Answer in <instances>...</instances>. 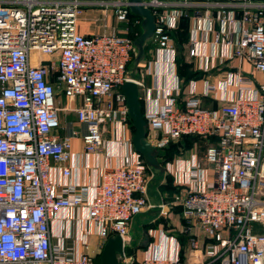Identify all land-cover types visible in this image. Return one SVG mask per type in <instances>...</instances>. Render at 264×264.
<instances>
[{"label":"built area","instance_id":"obj_1","mask_svg":"<svg viewBox=\"0 0 264 264\" xmlns=\"http://www.w3.org/2000/svg\"><path fill=\"white\" fill-rule=\"evenodd\" d=\"M142 4L154 16L155 51L168 53L173 66L177 52L171 32L188 19L186 57L207 76L198 91L196 79L183 84L177 75L163 89L162 103L143 112L146 139L155 151L183 135L212 139L202 158L192 154L165 165L175 183L187 187L184 196L174 198L184 218L210 240L203 264H264V83L254 86L241 69L227 71L218 84L208 78L233 60L264 74V0ZM86 9L109 10L122 29L81 34L78 20ZM130 12L127 0H0V264H100L88 252L52 242L50 224L60 210L84 206L101 245L117 234L125 248L133 216L166 206L147 202V169L134 149L126 164L103 167L89 197L73 184L58 191L51 174L55 165L63 177L71 173L66 164L77 131L61 122V111L74 112L84 126L87 154L103 148L105 126L129 124L121 86L134 80L128 72L136 49L129 24L141 22ZM230 86L238 88L237 95L228 94ZM202 96L218 98L220 105L203 107ZM126 144L132 147L131 140ZM149 235L155 237V230ZM159 237L173 242L171 253L148 250L140 264H179L176 238L163 230ZM189 246L197 248V239ZM120 260L133 263L125 252Z\"/></svg>","mask_w":264,"mask_h":264},{"label":"crops","instance_id":"obj_2","mask_svg":"<svg viewBox=\"0 0 264 264\" xmlns=\"http://www.w3.org/2000/svg\"><path fill=\"white\" fill-rule=\"evenodd\" d=\"M188 20V19H187ZM180 24V22H179ZM132 25H139L134 24ZM105 26V28H103ZM123 25L117 23L109 10L104 9H86L82 12L78 20V31L81 34H93L107 31L110 28L122 29ZM179 27V26H178ZM130 29V28H129ZM176 30V29H175ZM174 31V30H173ZM172 31V32H173ZM190 24L188 21L186 40L183 42L182 47L185 56L184 61L190 65L189 70L192 73L198 75L190 79H196V85L198 91L202 88V79L207 76L197 70L196 61L186 57V50L188 46ZM171 32V33H172ZM172 36V35H171ZM173 38V36H172ZM174 41V39H173ZM175 44V41H174ZM176 52L177 48L175 46ZM149 59L147 66L143 69V74L139 81L142 82L143 88L139 89V95L142 102L143 112L147 109L154 107L157 103H162L160 95L164 93L163 89L172 86L175 83V78L178 75L177 64L174 66L168 62V53L156 52L152 47L149 52ZM34 64H38L40 56L37 52H33ZM47 55L41 56V59L46 60ZM241 69L245 75L249 76L253 80V85L264 83V74L260 72H251L250 65L245 61L233 60L224 67H219L213 70L208 78L212 83L218 84L219 81L225 79L227 71ZM179 77V76H178ZM180 80H182L179 77ZM189 79V80H190ZM188 80V81H189ZM187 81V82H188ZM186 82V83H187ZM157 90H159V98ZM187 87H183L179 94V104H183L187 98ZM221 93L218 91L217 95ZM228 94L237 95L238 88L236 86H230L228 88ZM59 103L64 106L65 100L60 99ZM201 105L207 108H215L220 105L217 99H213L210 96L201 97ZM60 119L62 123H69L70 126L77 131V134L71 138V158L67 162V166L71 167V173L67 177H63L59 166H54L52 169V177L57 185V190L62 191L68 184H73L77 187L78 191L89 197L92 194L93 186L100 178L103 167L124 165L131 161L133 158L134 150L126 142L131 140L133 130L130 124L126 126H105V132L103 134L104 145L98 153H85L83 143L84 126L76 121L74 112L61 111ZM64 134V132H61ZM192 155V154H190ZM195 155V154H194ZM148 182V181H147ZM147 194V190H146ZM147 202L149 204L157 205L163 203V199L160 201L151 202L146 195ZM154 209V210H152ZM157 207L147 208L141 213L151 212L155 213ZM134 220L131 219V222ZM130 222V224H131ZM130 227V225H129ZM196 227H194L195 229ZM155 230L156 236L151 237L149 235L150 230ZM190 225H187L185 229V238L175 237L180 247V263L179 264H203L207 260L205 255V246L209 243L207 238L199 228H196L193 233L189 234ZM199 229V230H198ZM159 230H163L161 227L147 228L146 234H148V240L142 245V250H138L136 253L126 255L132 257L137 264H140L144 255L148 250H154L155 254H170L173 249V242L168 239H161L159 237ZM51 240L53 243H61L69 248L77 249V251L88 252L95 257L100 254L102 250L101 239L95 231V228L87 216V210L84 206L69 207L59 211L57 217L51 221L50 224ZM164 231V230H163ZM166 232V231H164ZM167 233V232H166ZM167 235H169L167 233ZM173 236V235H172ZM195 238L198 241L197 248H190L189 240ZM85 240V242H84ZM126 242H128V237ZM126 245V244H125ZM153 246L155 248H153ZM125 250V248H124ZM217 264V263H214Z\"/></svg>","mask_w":264,"mask_h":264},{"label":"rangeland","instance_id":"obj_3","mask_svg":"<svg viewBox=\"0 0 264 264\" xmlns=\"http://www.w3.org/2000/svg\"><path fill=\"white\" fill-rule=\"evenodd\" d=\"M135 26L136 25H132V23H130L129 31H132V28ZM103 28H105V26ZM108 29L109 30H107V32L111 30L110 28ZM178 38H180L179 35ZM152 47H154L153 40L148 39L144 46L145 57L139 63H135L134 61L137 53V49H135V54L128 65L129 77L131 79H141L143 69L147 66L150 54L149 52ZM182 55L185 56L184 51H182L181 56ZM179 139L169 142L165 147H163L164 149L159 151V157L157 158V161L159 162L158 166H152L148 163H146L147 165L145 164L148 181L146 195L151 202L163 199V203H166V206L164 208H157L155 213L146 212L133 216L134 220L131 222L128 232V242H126L125 245V255L133 254L138 250H142V245L146 243L149 238L148 234H146L147 228L161 227L169 235L183 238L187 225H190L189 234H194L193 231L198 228L194 225V223L184 218L182 206L174 200L175 196H184L187 192V187L185 185L180 186L176 184L174 176L165 169V165L169 161L178 159L187 161L191 158L190 154H195L199 159L202 158L209 140L197 136L181 140ZM198 164L201 167H207V164L202 160H200ZM194 227L196 228L194 229ZM96 259L100 262V254L96 256ZM132 262L135 263V260ZM119 264L124 263L120 260Z\"/></svg>","mask_w":264,"mask_h":264},{"label":"water","instance_id":"obj_4","mask_svg":"<svg viewBox=\"0 0 264 264\" xmlns=\"http://www.w3.org/2000/svg\"><path fill=\"white\" fill-rule=\"evenodd\" d=\"M130 11L141 17V33L134 40L137 53L135 63H139L145 57L144 46L148 39L153 36L155 21L151 10L142 4V0H127ZM121 90L126 98L128 116L133 127L131 144L133 149L139 153L143 159L152 166H158L159 163L155 156V149L146 139V120L141 112V102L139 95V86L134 80L125 81ZM124 244L119 235L109 236L100 252V264H119V258L123 257Z\"/></svg>","mask_w":264,"mask_h":264},{"label":"trees","instance_id":"obj_5","mask_svg":"<svg viewBox=\"0 0 264 264\" xmlns=\"http://www.w3.org/2000/svg\"><path fill=\"white\" fill-rule=\"evenodd\" d=\"M129 16H130V18H140L139 16L133 14L132 12L129 13ZM187 25H188L187 18H182L180 20L179 27L171 33V35L173 36V39L175 41V46L177 48L176 64H177L178 76L183 80L182 81L183 84L186 83L190 78L198 77L197 74L192 73L189 70L190 65L184 61L183 55L181 56V53L183 51L182 44L186 40ZM141 31H142L141 30V27L139 25H137V26H135V27L132 28V31H130V33H129V36L131 38H133V40H135L136 37L141 33ZM178 35H179L180 38H178ZM144 50H145V48H144ZM140 102H141V99H140ZM141 112L143 113L142 102H141ZM129 124H130V126H131V128L133 130V127L131 125L130 119H129ZM195 136H197V137H203V136H199V135H183L182 137H180L179 140L186 139V138H189V137H195ZM203 138H205V137H203ZM205 139H207V138H205ZM208 140L210 142L212 139L211 138H208ZM159 151H161V149L158 150V151H155L156 159L159 157L158 156ZM144 163L146 164L145 161H144ZM181 238L184 239L185 236H184V238L183 237H181ZM132 264H137V263L136 262L135 263L133 262Z\"/></svg>","mask_w":264,"mask_h":264}]
</instances>
